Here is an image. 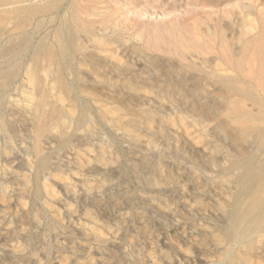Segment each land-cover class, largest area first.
<instances>
[{"label":"rangeland","instance_id":"374dc122","mask_svg":"<svg viewBox=\"0 0 264 264\" xmlns=\"http://www.w3.org/2000/svg\"><path fill=\"white\" fill-rule=\"evenodd\" d=\"M33 2L0 5V264H264V0Z\"/></svg>","mask_w":264,"mask_h":264},{"label":"bare ground","instance_id":"6f19581e","mask_svg":"<svg viewBox=\"0 0 264 264\" xmlns=\"http://www.w3.org/2000/svg\"><path fill=\"white\" fill-rule=\"evenodd\" d=\"M23 2H25V0H20L19 3H10L7 0H0V5L2 7H4L1 12L3 14H16V15H21V16L22 15L23 16L24 15L33 16V15H36L39 12L45 11L51 7L50 4H46V3L42 4V3L33 2V3H29V4H23ZM24 21L25 20H19L16 23L17 27H21V26L25 25ZM1 22H3V19L2 20L0 19V23ZM44 48H46V47H44ZM234 53L239 54V52L236 50L234 51ZM41 58H44V60H47V61H52L51 52H49L47 49H44V50L39 49V50H35V52L32 54V56L30 58L29 65H28V72H27L28 77H30L31 80H34V77H35L37 71L41 69L40 64H39V60ZM10 76H11V73H9V72L8 73L5 72L1 75V77L3 78V81L5 83L9 82ZM56 81H57L56 79H53L54 83ZM222 84L224 85L223 87L226 88L233 95L234 94L242 95V96L245 95L251 99L254 98V93L250 90L248 91L244 88H239L238 86L234 85L233 83L227 82V81H226V83H225V81H223ZM53 88H55V86ZM60 91L62 93H65L64 89H62V88H60ZM242 108L243 107L241 104L240 107L238 108L240 112L242 111ZM241 114L246 117L245 120L250 119V122L251 121L253 122L255 119L260 120L262 117H264V113L262 111H258L257 113H255L253 111H247L246 113L242 112ZM239 122L242 124L243 119H240ZM251 130L253 132L254 129H251ZM256 135H257L258 140H260V139L262 140V138L260 136V132H257ZM238 167L243 172L246 180H248V181L249 180L250 181L256 180L257 181V188H261V189L264 188V164H255L251 158L246 157L239 162ZM250 186H252V185H250ZM253 196H254V192L249 197V199H251V202H249V207L251 208V210L256 209L254 219L258 223V226L260 227V229L264 230V200H261L259 198L257 200H255V198L253 199ZM251 221L253 222V220H251Z\"/></svg>","mask_w":264,"mask_h":264}]
</instances>
